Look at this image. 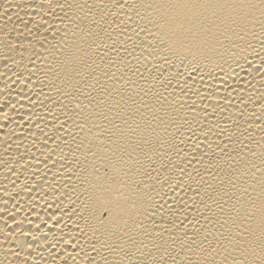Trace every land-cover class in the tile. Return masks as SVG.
Segmentation results:
<instances>
[{
  "label": "bare ground",
  "instance_id": "1",
  "mask_svg": "<svg viewBox=\"0 0 264 264\" xmlns=\"http://www.w3.org/2000/svg\"><path fill=\"white\" fill-rule=\"evenodd\" d=\"M0 264H264V0H0Z\"/></svg>",
  "mask_w": 264,
  "mask_h": 264
}]
</instances>
